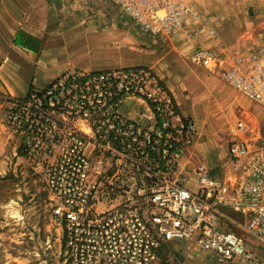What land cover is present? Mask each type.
Segmentation results:
<instances>
[{"label":"built area","instance_id":"obj_1","mask_svg":"<svg viewBox=\"0 0 264 264\" xmlns=\"http://www.w3.org/2000/svg\"><path fill=\"white\" fill-rule=\"evenodd\" d=\"M113 1L154 38L171 39L201 21L188 0ZM191 59L221 66L212 50L194 49ZM248 59L221 75L264 104V51ZM131 98L148 103L144 123L124 113ZM4 123L51 193L71 264H155L160 247L173 241L193 242L223 262L264 264L244 234L227 227L264 242V139L230 144L233 180L212 176L204 164L176 180L172 169L194 144L198 126L152 68L72 69L48 87L8 98ZM154 155L164 171L143 191L147 181L131 178V170Z\"/></svg>","mask_w":264,"mask_h":264},{"label":"crops","instance_id":"obj_2","mask_svg":"<svg viewBox=\"0 0 264 264\" xmlns=\"http://www.w3.org/2000/svg\"><path fill=\"white\" fill-rule=\"evenodd\" d=\"M255 2L248 0V12L260 10ZM226 25L234 27L236 23L227 21ZM237 25L240 27L231 29V36H225L227 28H223L218 39L195 38L190 31H182L173 39L164 40L143 37L134 21L113 0H0V107L5 103V112L8 98L25 97L34 88L48 87L72 69L93 72L129 68L126 63L136 58L147 59L148 67L153 69L170 64L171 77L167 76L165 82L181 111L198 126L197 139L182 159L180 172L175 174V179L181 180L185 166L199 162L197 153L214 147L207 134L210 121L225 117L220 115L224 106L223 113L227 114L238 103L237 97L231 100L221 92L219 82L230 86L218 71L194 63L191 51L201 42L202 47L229 57L237 45L253 44L244 39L248 34H256L252 21ZM258 37L255 35L254 40ZM146 42L147 50L142 48ZM184 56L192 62L184 60L178 64ZM199 90L203 110L197 109L196 103L191 104L193 94ZM123 110L142 123L150 114L148 103L138 98L129 99ZM244 236L248 242L250 237Z\"/></svg>","mask_w":264,"mask_h":264},{"label":"rangeland","instance_id":"obj_3","mask_svg":"<svg viewBox=\"0 0 264 264\" xmlns=\"http://www.w3.org/2000/svg\"><path fill=\"white\" fill-rule=\"evenodd\" d=\"M188 1L196 10L200 11L201 15V21L197 24H192L186 30L190 31L191 34L193 33L195 38L210 37L211 39H218L223 28H227V30H224L226 32L225 36H231L230 33L233 32L231 29L240 27L237 25L238 22L244 24L249 20L252 21L253 29L256 28L254 36L251 33L244 38L249 39L248 41L253 44L249 46L244 44L241 46L237 45L234 48L235 50H231L232 54L229 57L227 54L219 55L216 53L221 63L220 69H208L217 70V73L222 77L221 71L233 68L241 62V58L244 59L243 63H246L249 60L248 58L251 57V53L264 51V24L262 26L259 25L264 23V0H256L254 6L260 7V10L258 11V8L250 12L245 8L246 5H251L248 4V0ZM227 21L236 23V26L228 27L226 25ZM201 24L206 27H200ZM210 29H214L215 33L213 35L210 34ZM137 30L143 37L150 35L141 30L139 26H137ZM255 35L259 36L257 41L254 40ZM226 40L229 39L226 38ZM142 45H144L142 48L146 49L148 42L142 43ZM169 47L171 48V46ZM158 48H160L159 45ZM199 48L212 50L208 47H202L201 42L194 49ZM238 48L240 49L237 50ZM184 60L185 62L193 61L192 59L190 61V58L186 56L183 59H179V61L174 59L175 62L178 61V64H181ZM126 64L129 68H135L148 67L150 63L145 58H136ZM169 66L171 65L169 64ZM169 66L166 65L165 68L161 67L159 69L152 68L166 86H168L165 82L166 77L171 74ZM183 74H186L184 69ZM222 79L230 87L219 82L221 92L229 96L231 100L237 97L238 103L227 114L223 113L224 106L220 115L224 114L225 117L218 119V121L213 119L210 121L207 134L210 135V142L213 143L214 147H209L207 151L201 152V154L197 153L199 162L191 164L192 166L190 164L185 166L183 170L185 172L181 174L183 179L202 164L206 165L212 176L216 178L235 179L234 163L229 155L230 144L239 140L257 144L264 138V104L250 99L244 92L234 87L223 77ZM201 95V90H199L197 94H193L195 98H191V104L196 103L199 110L205 108L199 105V102L203 101ZM3 104L5 105V103H2L0 107V264H71L67 256L64 227L58 225L55 221L51 193L41 175L28 163L21 138L5 128L4 118L6 110L5 112L2 110ZM198 122L200 124V120ZM158 158V156L154 155L150 162L141 158L140 160L145 165L131 170V178L138 179L141 182L143 180L147 181L142 189L143 191L147 190L148 186L155 181L156 175H160L164 171L163 161L160 160V163H155V159L157 160ZM180 168L181 164L179 167L172 169L174 178L175 174L180 172ZM191 187L194 191L198 190V187L193 183ZM123 193L124 191L119 189L116 194L120 196ZM228 211L231 212V210ZM233 215L239 219V222L244 218L242 214L236 213V215ZM227 227L245 234L237 225L228 224ZM247 236L250 237L247 246L264 263V242L252 235ZM155 264L234 263L221 261L219 256L209 251H202L193 242L173 241L164 243L160 247Z\"/></svg>","mask_w":264,"mask_h":264}]
</instances>
